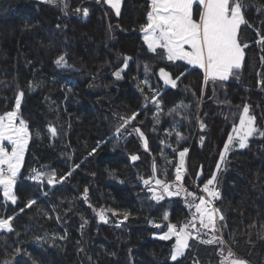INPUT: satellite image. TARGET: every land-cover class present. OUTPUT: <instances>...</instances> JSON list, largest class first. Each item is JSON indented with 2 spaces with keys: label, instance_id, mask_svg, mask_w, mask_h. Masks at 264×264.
Instances as JSON below:
<instances>
[{
  "label": "trees",
  "instance_id": "obj_1",
  "mask_svg": "<svg viewBox=\"0 0 264 264\" xmlns=\"http://www.w3.org/2000/svg\"><path fill=\"white\" fill-rule=\"evenodd\" d=\"M149 2L123 0L117 16L96 0H66L67 14L59 3L0 0V114L14 107L18 89L23 90L18 116L31 133L14 187L17 203H8L6 211L0 207V215L15 217L13 232L0 230V261L12 260L15 249L20 248L13 264H175L169 259L174 238L157 239L150 218L162 219L167 213L171 222L183 223L189 209L182 196L159 202L151 199L143 179L153 175V162L157 178L173 180L179 159L173 149L188 148L184 183L195 191L188 178L195 180L201 165L204 175L199 182L211 176L244 103L250 106L257 126L264 129V87L257 83L264 79V51L255 43L254 30L264 22V12L257 11L264 7V0H246L250 5L246 19L253 28L241 26L240 39L249 45L242 68L236 76L215 85L204 84L201 70L181 61L171 64L148 50L140 26L146 22ZM77 8L81 11L76 12ZM84 8L89 10L87 17ZM61 54H66L70 68L54 63ZM124 57L131 59L122 79L116 80L113 72L123 66ZM160 68L175 76L187 71L173 89L159 82ZM146 77L149 84L142 85ZM30 81L36 87L29 89ZM149 86L161 91L159 124L153 119L157 110L151 102L141 107L146 102L139 87L150 95ZM181 104L188 107L179 109V115H169ZM133 112L139 115L128 131L123 137L115 135L120 118ZM200 122L205 124L203 130ZM49 125L57 129L56 137L48 132ZM133 127L143 131L148 151ZM173 129L184 137L179 143ZM98 142L97 151L89 155ZM169 144L171 147L166 146ZM133 154L139 156L137 161L130 160ZM165 157L173 163L166 165ZM32 168L55 170L58 176L72 174L50 186L46 180L28 179ZM85 187L89 189L87 203L82 196ZM218 187L221 199L216 206L225 217L219 223L226 225L221 234L227 246L248 264H264V139L251 138L249 147L228 153ZM29 199L37 203L25 208ZM101 208L113 209L118 215L106 212L109 223L105 224L94 211ZM124 212L130 213L126 221ZM82 217L88 221L83 229ZM65 233V239L58 238ZM190 245L179 264H193L194 260L219 264L218 246L191 240Z\"/></svg>",
  "mask_w": 264,
  "mask_h": 264
},
{
  "label": "snow or ice",
  "instance_id": "obj_2",
  "mask_svg": "<svg viewBox=\"0 0 264 264\" xmlns=\"http://www.w3.org/2000/svg\"><path fill=\"white\" fill-rule=\"evenodd\" d=\"M43 2L51 5L59 3L63 5L61 11H65L68 7L66 0H43ZM101 2L108 5L117 16L120 15L122 0H96L98 4ZM249 9L250 5L247 4L246 0H150L146 22L140 26L143 33V42L150 52L160 55L162 59L171 64L182 61L187 66L200 69L203 72L204 84L207 85L212 82L215 85L216 82H224L229 80L230 77L236 76L238 70L242 68L245 58L244 50L249 45L241 41L240 32L242 25L253 28V25L246 19V11ZM75 11L80 12L81 9L77 8ZM82 11L85 17L89 15L87 8ZM257 11L264 12V7H258ZM65 14H67L66 11ZM109 27L111 28V26ZM254 30L257 35L255 43L264 51V22H262L261 28ZM130 59V57H124L123 66L113 72L116 80L122 79V72L128 66ZM261 60L264 62V56L261 57ZM54 63L58 67H71L67 63L66 54L59 55ZM186 71L187 69H185ZM145 72H149L147 65L145 66ZM185 72H181L180 76H175L174 73L166 71L165 68H160L158 75L164 86L176 89L179 87L178 82L185 75ZM257 83L264 87V79L258 80ZM141 84H149L147 77ZM28 87L32 89L36 85L30 81ZM139 90L146 102L141 107H147V103L151 102L157 110L153 115V119L156 124H159L162 111L160 89L149 86L147 91L150 95L144 94V87H139ZM203 95L204 91L202 89L201 97ZM23 96V90L18 89L15 96L14 110L0 114V190H2L3 196V205H0V207L4 208L5 211L8 202L13 205L17 203L18 197L13 188L17 183L18 175H21L24 154L31 138L25 120L19 119L17 123ZM187 107L183 104L177 105L176 108L170 110L169 115L173 113L179 115V109ZM138 115V112H133L131 116L121 117V123L116 127L114 134L123 137L124 132L128 131V127L132 124V121L136 120ZM204 128L205 124L200 122V129L203 130ZM173 131L177 143L184 139L178 129H173ZM48 132L51 137L58 135L57 129L51 125L48 127ZM132 132L139 135L145 151H148V141L143 131L139 127H133ZM132 132H129L128 135H131ZM36 135H39V133ZM168 135L171 136L172 132H169ZM256 137L264 139V129L257 126L256 117L251 114L250 106L244 103L238 113V122L234 121L232 123L231 131L227 134L223 149L219 151V159L216 162L215 170L212 171L211 176L202 185L197 184L199 194L196 191H190L184 183L187 171L185 157L189 152L188 148L179 151L173 149V152H176L179 157L178 162L175 163L173 180L157 178L158 169L155 161L153 162V175L150 178L143 179L144 185L151 193V199L159 202L164 200L165 197L182 196L186 207L189 209V216L186 217V222L183 223L170 222L167 213L162 217V223L150 221L153 227L159 230V233L153 234L157 239L170 241L174 238L169 259L175 264H179V259L185 257L186 250L191 248L190 240H196L204 245L218 246L216 255L219 257V264H248V261L236 256L232 248L227 246V241L221 234L226 225L219 223L224 221L225 217L221 209L216 206V202L221 199V192L218 187L219 173L224 170L228 153L236 148L245 149L249 147L250 138ZM203 139L202 136L201 141ZM4 141H7V145H10V150L3 143ZM161 143L164 142L161 141ZM166 146L171 147L170 144ZM98 147L99 142L89 155L95 153ZM161 155L164 156L163 148H161ZM138 159V155L133 154L130 156V160L133 162ZM172 163L171 160L166 159V165ZM75 167H79V165H75ZM71 174V171H69L65 175L58 176L55 170L49 172L32 168L28 179L41 183L46 180L47 184L51 186L65 181ZM163 174L165 176L168 174L167 166L163 169ZM203 175V166L201 165V170L195 173V180L199 181ZM153 182L154 186H152ZM88 192L89 189L85 187L82 196L86 203L88 202ZM36 203V200L29 199L25 204V208H30ZM88 206L92 207L90 203ZM23 210L20 209L21 212ZM54 210L55 208H53ZM94 211L105 224L109 223L106 212H111L113 216L118 215L113 209L101 208L99 210L94 209ZM129 215L130 213L124 212L123 220L126 221ZM14 218L13 215H0V230L13 232L12 222ZM56 219L59 221L60 217L57 216ZM82 220L81 229L88 223L84 217H82ZM122 222H118L116 227H120ZM252 227H255V225H252ZM165 228L166 230H164ZM66 236L67 233L58 238L63 240ZM204 236L208 238L204 239ZM20 251V248H16L13 259L0 261V264H13L15 256ZM78 251L83 252L85 250L79 248ZM89 260H91V257H89ZM193 264H199V261L194 260Z\"/></svg>",
  "mask_w": 264,
  "mask_h": 264
},
{
  "label": "built area",
  "instance_id": "obj_3",
  "mask_svg": "<svg viewBox=\"0 0 264 264\" xmlns=\"http://www.w3.org/2000/svg\"><path fill=\"white\" fill-rule=\"evenodd\" d=\"M189 181H190V183H191V185L195 188V190L198 192V188H197V182L195 181V180H192V179H190L189 178ZM200 185V184H199ZM151 221H155L156 223H162V219H157V218H153ZM171 222V221H170ZM164 223H166V222H164ZM172 223H174V222H172ZM149 225L155 230V231H157V232H159V230L158 229H156V228H154L153 227V225L149 222ZM194 241H196V240H194ZM196 242H198V241H196ZM199 243V242H198ZM201 244V243H200Z\"/></svg>",
  "mask_w": 264,
  "mask_h": 264
},
{
  "label": "rangeland",
  "instance_id": "obj_4",
  "mask_svg": "<svg viewBox=\"0 0 264 264\" xmlns=\"http://www.w3.org/2000/svg\"><path fill=\"white\" fill-rule=\"evenodd\" d=\"M34 1H38V2H42L43 0H34ZM123 1V0H122ZM121 5H122V3H121ZM115 13V12H114ZM141 37H143V33L141 32ZM142 41H143V38H142ZM147 47V46H146ZM182 62V61H181ZM190 67V66H189ZM191 68H193V67H191ZM196 69H198V68H196ZM200 70V69H199ZM14 107H15V104H14ZM14 107L10 110V111H12V110H14ZM19 116H18V119H17V123L19 122ZM251 139V138H250ZM5 145H7V141H4L3 142ZM8 146V148H9V150H10V145H7ZM237 150H242V149H239V148H236ZM235 150V149H234ZM26 151H27V149H26ZM26 151H25V154H24V157H25V155H26ZM179 160V159H178ZM185 160H186V157H185ZM22 166H23V164H22ZM22 166H21V170H22ZM19 176V175H18ZM190 182V181H189ZM191 184V183H190ZM192 186V185H191ZM14 187H15V185H14ZM193 187V186H192ZM194 188V187H193ZM194 190H195V188H194ZM13 191H14V188H13ZM1 192H2V190H1ZM8 203H11V202H8Z\"/></svg>",
  "mask_w": 264,
  "mask_h": 264
},
{
  "label": "water",
  "instance_id": "obj_5",
  "mask_svg": "<svg viewBox=\"0 0 264 264\" xmlns=\"http://www.w3.org/2000/svg\"><path fill=\"white\" fill-rule=\"evenodd\" d=\"M167 71V70H166ZM157 77H158V80H159V82L162 84V85H164L163 84V81L159 78V75L157 74Z\"/></svg>",
  "mask_w": 264,
  "mask_h": 264
},
{
  "label": "bare ground",
  "instance_id": "obj_6",
  "mask_svg": "<svg viewBox=\"0 0 264 264\" xmlns=\"http://www.w3.org/2000/svg\"><path fill=\"white\" fill-rule=\"evenodd\" d=\"M153 218H150V221L152 220Z\"/></svg>",
  "mask_w": 264,
  "mask_h": 264
}]
</instances>
